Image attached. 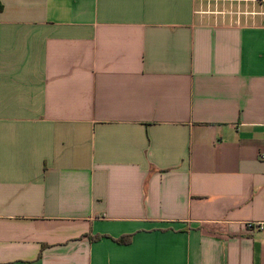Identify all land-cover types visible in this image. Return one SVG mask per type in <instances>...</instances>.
<instances>
[{
    "label": "crops",
    "instance_id": "obj_1",
    "mask_svg": "<svg viewBox=\"0 0 264 264\" xmlns=\"http://www.w3.org/2000/svg\"><path fill=\"white\" fill-rule=\"evenodd\" d=\"M201 1L0 0V264H264V0Z\"/></svg>",
    "mask_w": 264,
    "mask_h": 264
},
{
    "label": "rangeland",
    "instance_id": "obj_2",
    "mask_svg": "<svg viewBox=\"0 0 264 264\" xmlns=\"http://www.w3.org/2000/svg\"><path fill=\"white\" fill-rule=\"evenodd\" d=\"M217 11V7L210 0L201 1L199 4V13L205 18L212 17L214 15L213 13H216Z\"/></svg>",
    "mask_w": 264,
    "mask_h": 264
},
{
    "label": "built area",
    "instance_id": "obj_3",
    "mask_svg": "<svg viewBox=\"0 0 264 264\" xmlns=\"http://www.w3.org/2000/svg\"><path fill=\"white\" fill-rule=\"evenodd\" d=\"M247 227L249 229H254L255 227H257L258 229L262 230L264 228V223H260V222H248Z\"/></svg>",
    "mask_w": 264,
    "mask_h": 264
},
{
    "label": "trees",
    "instance_id": "obj_4",
    "mask_svg": "<svg viewBox=\"0 0 264 264\" xmlns=\"http://www.w3.org/2000/svg\"><path fill=\"white\" fill-rule=\"evenodd\" d=\"M99 238H101V237H96V239H99ZM130 240H131V236H128V239L125 240V241H123V239H121V238L120 239H117L118 242H130Z\"/></svg>",
    "mask_w": 264,
    "mask_h": 264
}]
</instances>
